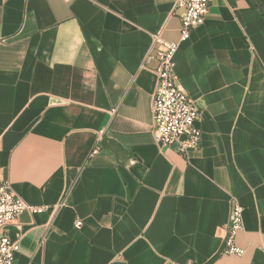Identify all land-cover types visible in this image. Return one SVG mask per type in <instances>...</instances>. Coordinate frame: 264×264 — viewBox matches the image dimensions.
Wrapping results in <instances>:
<instances>
[{
    "label": "crops",
    "instance_id": "1",
    "mask_svg": "<svg viewBox=\"0 0 264 264\" xmlns=\"http://www.w3.org/2000/svg\"><path fill=\"white\" fill-rule=\"evenodd\" d=\"M176 2L0 0V179L47 207L8 227L15 264H264V0H211L180 43L188 155L153 139L145 62L180 42ZM233 197L242 257L220 252Z\"/></svg>",
    "mask_w": 264,
    "mask_h": 264
},
{
    "label": "built area",
    "instance_id": "2",
    "mask_svg": "<svg viewBox=\"0 0 264 264\" xmlns=\"http://www.w3.org/2000/svg\"><path fill=\"white\" fill-rule=\"evenodd\" d=\"M211 0H177L175 12L182 22L180 42L170 43L161 33L152 35V47L145 62L154 60L157 85L153 101L152 136L157 145H177L181 154L188 155L201 146L202 131L197 126L201 111L176 75L175 55L180 43L190 39L194 29L204 25ZM98 147L92 154L97 153ZM46 206H35L17 194L9 181L0 179V264H15L20 242L8 234V227L24 212L41 214ZM81 220L75 228L81 229ZM221 254L242 257L245 250L237 244V235L244 229V209L233 197L230 202L228 222L223 226Z\"/></svg>",
    "mask_w": 264,
    "mask_h": 264
},
{
    "label": "trees",
    "instance_id": "3",
    "mask_svg": "<svg viewBox=\"0 0 264 264\" xmlns=\"http://www.w3.org/2000/svg\"><path fill=\"white\" fill-rule=\"evenodd\" d=\"M261 8V10L263 11V13H264V9L262 8V7H260Z\"/></svg>",
    "mask_w": 264,
    "mask_h": 264
}]
</instances>
